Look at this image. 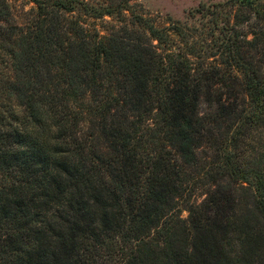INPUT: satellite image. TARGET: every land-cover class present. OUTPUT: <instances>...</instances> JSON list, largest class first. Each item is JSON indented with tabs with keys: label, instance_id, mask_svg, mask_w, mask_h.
I'll return each mask as SVG.
<instances>
[{
	"label": "trees",
	"instance_id": "obj_1",
	"mask_svg": "<svg viewBox=\"0 0 264 264\" xmlns=\"http://www.w3.org/2000/svg\"><path fill=\"white\" fill-rule=\"evenodd\" d=\"M30 1L0 0V264H264V0H200L178 45Z\"/></svg>",
	"mask_w": 264,
	"mask_h": 264
},
{
	"label": "rangeland",
	"instance_id": "obj_2",
	"mask_svg": "<svg viewBox=\"0 0 264 264\" xmlns=\"http://www.w3.org/2000/svg\"><path fill=\"white\" fill-rule=\"evenodd\" d=\"M92 5H112L113 15L102 17H92L82 15L85 26L92 32L98 31L100 36H105L113 27L122 26L130 14L126 11L119 13L118 4L125 1L132 10L148 18L155 27L167 28L175 44H179V36L174 31V24L181 25L186 34L197 39L205 35V31L200 25V19L196 12L200 0H83ZM13 22L24 24L31 14L34 4L30 0H8ZM121 14V15H120ZM123 14V15H122ZM195 14V15H192ZM256 155L262 156L264 160V139L256 144ZM192 199H200L199 195ZM181 216L187 217V212L182 210Z\"/></svg>",
	"mask_w": 264,
	"mask_h": 264
}]
</instances>
